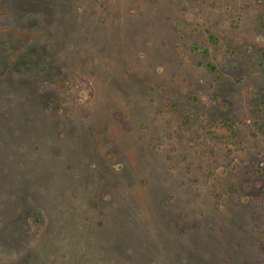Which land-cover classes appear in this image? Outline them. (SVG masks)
<instances>
[{"label": "rangeland", "instance_id": "rangeland-1", "mask_svg": "<svg viewBox=\"0 0 264 264\" xmlns=\"http://www.w3.org/2000/svg\"><path fill=\"white\" fill-rule=\"evenodd\" d=\"M0 264H264V0H0Z\"/></svg>", "mask_w": 264, "mask_h": 264}, {"label": "trees", "instance_id": "trees-1", "mask_svg": "<svg viewBox=\"0 0 264 264\" xmlns=\"http://www.w3.org/2000/svg\"><path fill=\"white\" fill-rule=\"evenodd\" d=\"M206 41L208 43L212 44V45H216L217 44L216 37H214L212 35H208ZM192 51H194L196 53L198 52L199 54H202V55H206L207 54V51L205 49L199 50L198 48L193 47ZM204 69L206 70V72L209 75H213L214 72H215V67L213 65L209 64V63L204 65ZM49 105H50V103H47V106H49ZM188 113H189V110L185 109V110L182 111V114H179L178 121H179V124L181 126H186L187 124H189L190 117H189Z\"/></svg>", "mask_w": 264, "mask_h": 264}]
</instances>
